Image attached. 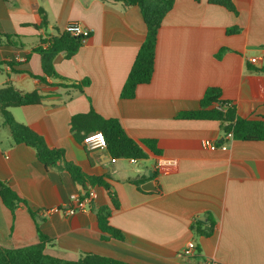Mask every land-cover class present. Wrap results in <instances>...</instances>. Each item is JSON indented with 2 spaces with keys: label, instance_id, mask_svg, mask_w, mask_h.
Wrapping results in <instances>:
<instances>
[{
  "label": "crops",
  "instance_id": "1",
  "mask_svg": "<svg viewBox=\"0 0 264 264\" xmlns=\"http://www.w3.org/2000/svg\"><path fill=\"white\" fill-rule=\"evenodd\" d=\"M231 2L236 13L208 0H174L157 33L150 82L123 99L122 87L146 32L136 6L107 0H0V34L17 36L21 43L0 47V87L10 83L21 93L42 95L40 104L9 112L48 147L62 149L65 160L84 174L105 180L119 203L109 224L123 237L102 238L95 211L110 204L102 188H83L66 171L45 168L33 148L11 144L0 128V182L26 203L10 211L0 200V246L34 245L41 233L49 240L44 253L64 260L91 253L130 264H190L206 258L215 264H264V140H224L219 121L180 116L198 110L204 92L216 88L236 117L264 122V73L251 70L264 65V0ZM43 21L44 26L33 27ZM70 23L90 35L73 56L59 53L53 60L56 73L68 81L46 77L43 84L32 77L42 75L34 48L41 37ZM249 57L259 63L250 64ZM81 81L87 84L80 91L57 85ZM91 108L117 119L146 157L133 163L112 158L106 149H87L71 133L70 119ZM147 140L154 141L158 154L145 146ZM205 142L226 148L210 150ZM160 156L174 158L177 166L155 171ZM89 188L96 195L89 210L71 216L48 211ZM191 239L198 255L187 262L181 250Z\"/></svg>",
  "mask_w": 264,
  "mask_h": 264
},
{
  "label": "trees",
  "instance_id": "2",
  "mask_svg": "<svg viewBox=\"0 0 264 264\" xmlns=\"http://www.w3.org/2000/svg\"><path fill=\"white\" fill-rule=\"evenodd\" d=\"M112 2H121L124 6H136L145 23V37L133 60L125 83L122 87L120 97L131 99L135 96L137 86L150 82L155 62V47L157 42V33L161 26L164 16L173 7L174 0H107ZM211 4L225 7L227 10L236 13V9L231 0H208ZM46 23L35 28H40ZM236 31V28L229 30ZM15 39V40H13ZM83 41L77 36H72L68 32H59L56 30L54 35L41 37L39 44L34 51L40 55L42 75L31 76L38 79L41 83L47 84L46 77L68 81L59 76L53 67V60L56 55L63 53L65 58L73 56L82 46ZM12 45L20 47L21 43L17 36H7L0 34V47ZM252 71L264 73V65L260 68H252ZM87 81H81L77 84L59 83L60 87L74 88L81 90ZM219 90L216 88L207 89L200 100L198 110L183 112L180 114L183 119L190 120H216L221 124L224 134L231 132L233 138L243 141L264 140V122L261 120H247L236 117L234 106H229L226 110H219L215 104H224L226 101L220 100ZM42 95L37 91L30 93H21L10 83H5L0 87V128L5 130L11 139V144H25L34 149L37 160L45 168H54L66 171L72 181L81 185L83 188L98 187L102 188L109 196L110 204L103 205L96 209V222L99 230L104 234L103 239L113 238L121 240L122 234L119 230L109 224L111 212L119 207L116 196L110 193V187L101 177L88 176L81 169L65 160L62 149L48 147L43 138L37 135L26 125L17 123L9 108L20 107L24 105L40 104ZM70 131L74 137L84 138L87 134L99 131L103 135L105 148L114 159L127 158L142 160L146 157L140 144L130 138L120 122L114 118H104L97 114L92 108L87 113L73 115L70 119ZM145 146L153 153L158 154L154 141L147 140L143 142ZM0 200L10 210L13 211L18 203L26 205L17 194L8 185L0 182ZM212 225L213 221H210ZM199 233H205L196 227ZM211 230V226L209 228ZM208 230V231H209ZM40 241L37 244L20 248H6L0 246V264H130L124 261L104 257L96 254H83L76 260L59 259L44 253L45 243L48 238L39 233Z\"/></svg>",
  "mask_w": 264,
  "mask_h": 264
},
{
  "label": "built area",
  "instance_id": "3",
  "mask_svg": "<svg viewBox=\"0 0 264 264\" xmlns=\"http://www.w3.org/2000/svg\"><path fill=\"white\" fill-rule=\"evenodd\" d=\"M64 31L68 32L72 36H77L81 38L82 41H85V39H87L90 35L89 29L84 28L78 23L68 24L65 27ZM248 62L250 64H257L259 63V60L256 57H249ZM231 105L232 104L230 102H226L221 105L215 104V107L219 110L224 111ZM232 138L233 136L231 132H227L223 136L224 140H229ZM83 144L89 150L106 149L103 135L99 131L87 134L83 138ZM204 146L209 148L210 150H215L218 148L220 149L226 148L224 144L217 145V144H213L210 142H205ZM130 161L133 163H136L138 160L131 158ZM154 166H155L154 167L155 171L162 170L163 168H175L177 166V161L174 158L160 156V157H157ZM95 196L96 195H95L94 189L89 188V190L82 196L71 195L67 204H63L62 206L58 208H53L48 211H58L63 216H71L77 212H84L90 209L89 204H91ZM181 255L187 262L195 260L196 256L198 255V248H197L196 241L193 239L188 240L181 250ZM190 264H215V260L211 258H206V259H201L199 262L194 261V263H190Z\"/></svg>",
  "mask_w": 264,
  "mask_h": 264
},
{
  "label": "rangeland",
  "instance_id": "4",
  "mask_svg": "<svg viewBox=\"0 0 264 264\" xmlns=\"http://www.w3.org/2000/svg\"><path fill=\"white\" fill-rule=\"evenodd\" d=\"M2 132H3L2 134H5V133H6V131H5V130H3Z\"/></svg>",
  "mask_w": 264,
  "mask_h": 264
}]
</instances>
